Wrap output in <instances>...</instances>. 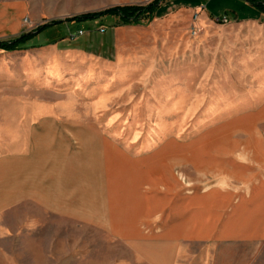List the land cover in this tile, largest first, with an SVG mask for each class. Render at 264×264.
Returning <instances> with one entry per match:
<instances>
[{
    "label": "rangeland",
    "instance_id": "1",
    "mask_svg": "<svg viewBox=\"0 0 264 264\" xmlns=\"http://www.w3.org/2000/svg\"><path fill=\"white\" fill-rule=\"evenodd\" d=\"M0 1L24 4L27 33L52 21L154 0ZM242 4L179 0L140 24L116 25L112 17L64 23L41 32L22 50L0 51V125L10 126L8 117L26 116L36 106L51 115L97 117L93 126L118 148H127L132 156L163 153L179 167L187 148L240 138L234 119L254 109L248 107L250 99L261 94L251 89L261 81H246L231 61L222 62L225 48L234 47L241 35L233 20ZM55 41L57 49L76 53L49 57ZM9 140L1 132L0 148ZM254 146L261 148V140ZM178 174L184 180L181 170ZM119 249L30 205L0 213V264H110L122 254Z\"/></svg>",
    "mask_w": 264,
    "mask_h": 264
},
{
    "label": "crops",
    "instance_id": "2",
    "mask_svg": "<svg viewBox=\"0 0 264 264\" xmlns=\"http://www.w3.org/2000/svg\"><path fill=\"white\" fill-rule=\"evenodd\" d=\"M242 3L233 20L241 35L222 62L261 81L251 88L261 94L250 99L256 110L234 119L240 138L187 148L179 167L163 153L118 148L93 126L97 117L36 106L0 125L10 135L0 148V213L30 205L84 227L120 247L110 264H264V13ZM24 14L22 2L0 1V41L25 33ZM55 43L49 57L76 53Z\"/></svg>",
    "mask_w": 264,
    "mask_h": 264
},
{
    "label": "trees",
    "instance_id": "3",
    "mask_svg": "<svg viewBox=\"0 0 264 264\" xmlns=\"http://www.w3.org/2000/svg\"><path fill=\"white\" fill-rule=\"evenodd\" d=\"M179 0H154L146 6H124L107 9L101 12L85 14L78 17H73L65 21H52L46 25L38 27L35 31L22 33L17 37L1 40L0 51L5 53H11L22 50V48L35 36L45 31L46 29L58 26L64 23H85L100 20L104 17H112L117 19L116 25H135L140 24L143 21H150L157 17L161 8L168 3L177 2ZM248 5L254 7L261 13H264V0H241Z\"/></svg>",
    "mask_w": 264,
    "mask_h": 264
},
{
    "label": "built area",
    "instance_id": "4",
    "mask_svg": "<svg viewBox=\"0 0 264 264\" xmlns=\"http://www.w3.org/2000/svg\"><path fill=\"white\" fill-rule=\"evenodd\" d=\"M222 21H223V22H227L226 17H224V18L222 19ZM78 34H81V32L79 31Z\"/></svg>",
    "mask_w": 264,
    "mask_h": 264
}]
</instances>
